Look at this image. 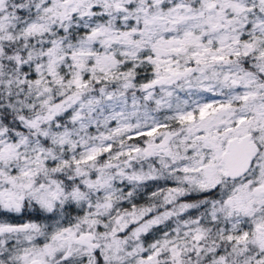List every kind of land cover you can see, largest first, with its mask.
I'll list each match as a JSON object with an SVG mask.
<instances>
[{
    "label": "snow or ice",
    "instance_id": "obj_1",
    "mask_svg": "<svg viewBox=\"0 0 264 264\" xmlns=\"http://www.w3.org/2000/svg\"><path fill=\"white\" fill-rule=\"evenodd\" d=\"M0 264H264V0H0Z\"/></svg>",
    "mask_w": 264,
    "mask_h": 264
}]
</instances>
